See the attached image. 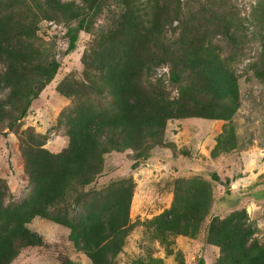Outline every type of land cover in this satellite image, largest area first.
<instances>
[{
	"label": "trees",
	"instance_id": "obj_1",
	"mask_svg": "<svg viewBox=\"0 0 264 264\" xmlns=\"http://www.w3.org/2000/svg\"><path fill=\"white\" fill-rule=\"evenodd\" d=\"M103 2L0 0V130L17 128L31 100L57 71L52 46L36 38L37 22L47 18L63 24L66 53L74 49L80 30H90ZM116 3V12L82 50L78 76L68 72L55 85L70 100L56 119L67 137L65 145L51 151L43 145L44 133L30 125L19 130L28 190L17 200H6L7 183L0 177V264H9L24 247L42 244L41 235L27 226L33 217L66 226L68 239L91 264H114L136 223L163 244L165 253L172 252L170 236L194 238L204 226V242L217 248L214 264H264V240L253 235L256 225L243 206L213 214L204 223L213 195L211 183L201 175L173 177L168 206L142 220L128 216L134 187L130 175L86 187L111 150H133V167L150 156L153 146L176 149L163 138L168 119H220L210 156L236 147L231 118L239 105L237 74L230 63L233 57L221 53L218 40L230 48L256 40L251 69L264 86V0L251 6L248 34L230 0ZM161 64L167 66L173 94L161 75L151 77ZM178 151L188 153L185 147ZM237 200L225 202L232 206ZM56 264L76 262L65 256ZM131 264L165 262L147 248ZM176 264H182L180 257Z\"/></svg>",
	"mask_w": 264,
	"mask_h": 264
},
{
	"label": "rangeland",
	"instance_id": "obj_2",
	"mask_svg": "<svg viewBox=\"0 0 264 264\" xmlns=\"http://www.w3.org/2000/svg\"><path fill=\"white\" fill-rule=\"evenodd\" d=\"M254 2L255 0H230L243 23L242 30L247 34L253 27L247 18ZM117 9L116 0H104L101 9L92 17L90 30H80L74 49L66 53L63 24L47 18L37 22L36 38L52 46L51 53L59 65L53 77L31 100L26 114L19 119L17 128L13 130L4 127L0 130V177L7 183L6 200H17L28 190L18 149L19 130L30 125L33 130L44 133L46 140L43 145L51 151L59 150L65 145L67 137L56 119L59 111L70 100L59 94L55 85L68 72L78 76L82 50L94 33L108 23ZM218 42L223 47L221 53H230L233 57L230 63L237 74L239 105L231 118L236 147L214 157L210 156L209 150L223 122L220 119H168L163 138L173 141L176 149L153 146L150 156L140 158L133 167V150H111L104 154L100 173L86 187H100L112 179L130 175L134 180V187L128 216L130 220H142L168 206L173 177L198 174L208 179L212 186V201L204 223L213 214L224 215L234 207L243 206L256 225L253 235L264 240V86L251 69L252 62L257 58L258 44L256 40H248L242 47L230 48L225 46L222 39ZM158 75L164 78L165 86L173 94V85L166 81V64L158 66L151 77ZM180 147H185L188 153L179 152ZM211 172L216 178L212 177ZM226 189H229L228 194L224 191ZM222 195L225 197L220 198ZM236 197V205L230 206L225 202H233ZM27 226L41 235L42 244L22 248L9 264H56L65 256L73 259L76 264H91L85 254L75 249L68 239L66 226L41 217H33ZM203 237L204 226L194 238L170 236L172 252L165 253L163 244L151 238L143 224L136 223L126 235L114 264H131V260L144 255L147 248H150L153 255L162 257L165 264H176L179 257L182 264H198L199 258L202 259V264H214L217 248L205 243ZM176 250L181 252L179 257L175 255Z\"/></svg>",
	"mask_w": 264,
	"mask_h": 264
},
{
	"label": "water",
	"instance_id": "obj_3",
	"mask_svg": "<svg viewBox=\"0 0 264 264\" xmlns=\"http://www.w3.org/2000/svg\"><path fill=\"white\" fill-rule=\"evenodd\" d=\"M225 185H227V184H225Z\"/></svg>",
	"mask_w": 264,
	"mask_h": 264
},
{
	"label": "crops",
	"instance_id": "obj_4",
	"mask_svg": "<svg viewBox=\"0 0 264 264\" xmlns=\"http://www.w3.org/2000/svg\"><path fill=\"white\" fill-rule=\"evenodd\" d=\"M171 198V197H170Z\"/></svg>",
	"mask_w": 264,
	"mask_h": 264
}]
</instances>
